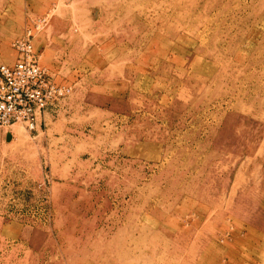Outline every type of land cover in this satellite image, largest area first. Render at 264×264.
Masks as SVG:
<instances>
[{
    "label": "rangeland",
    "instance_id": "1",
    "mask_svg": "<svg viewBox=\"0 0 264 264\" xmlns=\"http://www.w3.org/2000/svg\"><path fill=\"white\" fill-rule=\"evenodd\" d=\"M29 27L71 89L0 127V264H264V0H0V64Z\"/></svg>",
    "mask_w": 264,
    "mask_h": 264
},
{
    "label": "built area",
    "instance_id": "2",
    "mask_svg": "<svg viewBox=\"0 0 264 264\" xmlns=\"http://www.w3.org/2000/svg\"><path fill=\"white\" fill-rule=\"evenodd\" d=\"M38 27V24H35ZM32 28L15 39L16 59L0 64V127L23 123L33 129L48 104L66 95L70 87L57 83L43 67L31 43Z\"/></svg>",
    "mask_w": 264,
    "mask_h": 264
},
{
    "label": "bare ground",
    "instance_id": "3",
    "mask_svg": "<svg viewBox=\"0 0 264 264\" xmlns=\"http://www.w3.org/2000/svg\"><path fill=\"white\" fill-rule=\"evenodd\" d=\"M7 22H8V21H7ZM3 58H4V60H6V61H7L9 57H8V55H7V54H4V55H3Z\"/></svg>",
    "mask_w": 264,
    "mask_h": 264
},
{
    "label": "crops",
    "instance_id": "4",
    "mask_svg": "<svg viewBox=\"0 0 264 264\" xmlns=\"http://www.w3.org/2000/svg\"><path fill=\"white\" fill-rule=\"evenodd\" d=\"M5 64H7V63H5ZM10 64H12V63H10Z\"/></svg>",
    "mask_w": 264,
    "mask_h": 264
}]
</instances>
